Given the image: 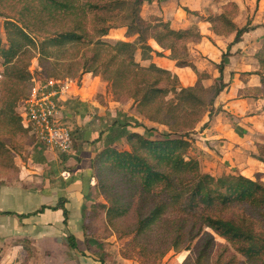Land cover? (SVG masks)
<instances>
[{
	"label": "rangeland",
	"instance_id": "obj_1",
	"mask_svg": "<svg viewBox=\"0 0 264 264\" xmlns=\"http://www.w3.org/2000/svg\"><path fill=\"white\" fill-rule=\"evenodd\" d=\"M106 1L109 0H73L77 5L74 12L67 11L63 15L51 13L52 15L41 16V18H36L38 15L35 12L40 10V6L35 2L30 3L31 13H26V10L22 9L24 2L4 0L0 2L1 44L7 45L6 16H11L15 20L21 18L30 24V35L36 43V46H32L28 53H23L16 59L18 65L16 73H11L13 71L11 66L5 70L6 67L0 61V157H5L6 165L9 167L11 164L10 154L14 155V153L10 151L9 154L8 148L13 146L17 152L19 150L21 152L27 143L33 141L34 147L41 148L42 151L44 148L49 149L39 143L30 130L18 121L21 112L19 103L29 87L26 73L29 70L33 71L34 75L73 78L77 81L76 89L73 90L71 97L60 102L64 122L72 130L73 148L84 146L80 128L86 124L93 125L91 128H105L117 121L121 126L127 123L131 128H138L141 132L142 125L152 128L149 133L153 138L169 132L165 124L149 120L139 113L136 102L132 98L115 100L113 82L110 81L109 75L116 76V84L120 86L122 84L117 83L118 78L123 81L125 80L123 77L128 75L126 78L129 80L127 82L129 90H133L135 84H152L167 88V92L160 96L157 102L161 106L176 107L167 117L173 125L187 128L190 125L194 126V130L188 133L190 147L187 154L198 162L202 172L215 176L242 174L264 182V161L258 159H264V87L261 86L258 90L250 88V93L261 98L253 100L252 97L247 96L250 99L246 100V108L244 103H239L238 108L226 109L224 100L229 96L226 92L218 98L215 97L212 105L209 104L212 94L204 92L199 86L195 94L205 103L200 104V99H190L186 102L180 93L182 88L192 86L198 78L202 79L200 84L203 87L213 84V74H216V66L220 60L219 51L222 50L218 44L224 48L227 42L224 37L214 36L212 23L209 26L208 19L214 20L220 13L233 19L235 26L246 25L250 28L247 33L242 34V39L240 38L247 45H251L255 39L259 42L258 45L248 48V53L244 51L241 54L230 53L225 64L226 74L223 81L230 80L232 77L229 78L228 75L229 67L233 70L238 69L240 65H244L250 71L256 70L259 76L264 74V61L260 62L255 53L256 50L257 52L264 50V0H144L140 7V16L144 20L153 23L155 19H160L168 22L173 29L203 30L199 42L192 41L186 45V60L195 67V70L191 66H182L183 69L177 71L179 67L175 66L174 60L168 55L169 52L162 50L153 39H148V44L155 50L149 60L142 59L141 50L139 48L136 50L134 59L137 63L141 66L154 63L168 70L169 78L166 75L158 77L153 72L126 74L125 66L120 62V58L112 59L114 55L112 45L115 42H133L136 36H129L124 25L125 7L113 9L111 12H102L103 19L98 20L100 13H95L93 8L87 6L88 3L103 4ZM97 20L98 24L95 28L94 24ZM213 22L214 29H217L220 34L227 32V26L223 25V22L220 20ZM18 24L22 25L21 22ZM108 25V31L101 34L102 28ZM209 29L211 33L208 32ZM66 30L82 32L86 34V37L80 41L65 43L62 48L49 44L45 46L44 52L40 50L39 42L45 37H51L55 33ZM201 42L206 45V47L201 46L204 51L198 47V43ZM261 57H264L263 52ZM117 65L122 69L119 73L120 77L113 73ZM231 73L233 75V71ZM113 81L115 82V79ZM243 92H245L243 96L245 98L248 92L246 90ZM237 94L239 95L240 92ZM149 114L159 119L165 117L163 112L156 114L154 108ZM127 129L130 130V128ZM120 132V128L108 132L105 143L108 144ZM115 145L120 149L128 147L124 138L116 140ZM1 147H4V151ZM38 157L36 154L35 158L39 159ZM95 190L91 199L107 205V200L100 194L97 187ZM92 213V216L86 218L88 226L86 235L97 244L89 248L88 252L102 259L106 264H121L122 259H130L138 264H194L195 250L192 249L194 242L190 244L189 249H185L182 244L179 249H170L163 257H160L154 249L158 246L156 240L160 237L163 228L159 230L157 225L147 236L131 241L133 225L130 218L121 217L111 223L106 218L105 208L98 207ZM176 213L173 212L170 216H176ZM215 238L218 241H224L216 235Z\"/></svg>",
	"mask_w": 264,
	"mask_h": 264
},
{
	"label": "trees",
	"instance_id": "obj_2",
	"mask_svg": "<svg viewBox=\"0 0 264 264\" xmlns=\"http://www.w3.org/2000/svg\"><path fill=\"white\" fill-rule=\"evenodd\" d=\"M4 1L24 2L22 9L26 10V13H31L30 3H37L40 10L35 12L38 15L36 18L52 14L63 15L67 11L74 12L77 7L73 0ZM143 1L109 0L103 4L88 3L87 6L93 8L95 13H100L98 20L103 19L102 12H111L120 7L126 8L124 25L128 35H135L136 38L133 42H115L112 45L114 51L112 59L120 58L126 74L153 72L158 77L166 75L169 78L168 70L154 63L141 66L134 59L138 48L141 50L142 59L151 58L155 50L148 44V39H153L162 50L170 51L169 56L176 60L177 66H191L195 70V67L186 60V45L201 38L198 30L173 29L168 22L160 19H155L153 23L144 20L140 16ZM98 20L94 24L95 28ZM208 20L217 34L220 32L214 29V20L223 22L222 24L227 26V31H235L232 43L240 41L242 34L250 30L246 25L236 27L225 14L217 15L214 20L212 18ZM108 28L109 25L105 26L100 33L105 34ZM30 29V24L23 19L15 20L11 16H6L7 45L4 46L0 42V61L6 67L5 70L12 67V74L17 72L16 59L23 53H28L32 46H36L30 35ZM85 37L86 34L75 30L61 31L40 41V50L44 52L45 46L49 44L62 48L65 43L80 41ZM97 43L103 44L100 41ZM262 52L264 54V50ZM262 52L260 50L256 54L260 62L264 61V57H261ZM156 53L160 54V52ZM229 55L228 47L221 54L216 66L219 76L211 86L203 87L198 78L194 86L180 90L182 98L186 102L190 99L199 100V96L195 94L199 86L204 92L212 94L209 99V104L212 105L215 97L227 86L223 81V69ZM120 71L122 69L119 65L113 69V73L118 77ZM26 73L30 86L31 74L30 71ZM126 76L128 77L125 75L123 81L118 78L117 83L122 84L120 86L116 84V76L109 75L110 81L113 82L115 100L132 98L139 113L149 120L165 124L169 132L153 138L149 133L152 128L146 126L141 125L142 133L128 130L127 123L121 126L114 121L109 126L110 132L120 128V134L115 135L110 143L101 148L91 161L93 176L96 179L95 185L108 204L93 202L87 217L92 216V212L100 207L105 208L106 218L111 223L121 217L130 218L133 225L131 241L147 236L158 225L159 230L162 228L163 230L156 240L158 246L154 250L160 257L170 249H179L182 244L185 249H189L190 244L194 242L192 248L195 250L194 264H264V182L242 174L215 176L202 172L198 162L187 154L190 147L188 133L194 130V126L190 125L187 128L173 125L167 117L176 107L161 106L157 102L158 98L167 92V88L152 84H135L133 90H129L127 83L129 80ZM260 82L264 87V74L260 75ZM202 103L205 102L200 99V104ZM152 108L156 114L163 112L166 118L159 119L152 114L151 116L149 113ZM18 121L20 123L19 117ZM120 138L125 139L127 148L120 149L113 145L112 142ZM258 159L264 161L263 158ZM64 199L61 197L55 206L49 208H61L66 223L67 209L64 207ZM45 207L42 206L35 212H40ZM173 212H177L176 216H170ZM215 235L224 241L216 240ZM67 242L69 247L77 248L76 238L73 235L67 237ZM100 263L105 264L102 259Z\"/></svg>",
	"mask_w": 264,
	"mask_h": 264
},
{
	"label": "crops",
	"instance_id": "obj_3",
	"mask_svg": "<svg viewBox=\"0 0 264 264\" xmlns=\"http://www.w3.org/2000/svg\"><path fill=\"white\" fill-rule=\"evenodd\" d=\"M231 21L234 23L233 19ZM208 25L211 26V23ZM197 30L202 38L203 30L199 28ZM209 30L208 32L211 33ZM214 36L224 37L227 42L224 48L216 42L222 49L219 51L220 58L228 47L229 52L234 55L243 51L248 53V48L259 44L255 39L251 45H247L241 40L242 37L240 41L232 43L234 31H227L225 34L214 32ZM201 46L206 47L203 42L198 43L199 49ZM166 51L170 54L169 50ZM244 58L246 60V57ZM173 60L175 66L179 67L176 65V60ZM183 67H179L177 71L182 70ZM225 67L226 65L223 69V80L226 74ZM228 69L229 78L232 77L224 81L227 83L225 90L223 89L216 96L218 98L225 92L226 95L229 94L224 100L226 109L238 108L239 103H244L246 108V100L250 99L248 97H252L253 100L261 98L250 93V88L258 90L261 87L260 76L255 72L256 70L250 71L244 65H240L238 69L232 70L231 67ZM216 71V74H213V82L219 76L218 69ZM245 90L248 94L243 98ZM240 113L242 114V111ZM110 125L105 128H91L93 125L86 124L80 128L84 146L79 148L75 146L71 154H62L45 148L42 151L41 148L34 147L33 141L27 143L21 152L20 150L17 152L14 146L11 148L5 146L9 151L5 150L9 154L13 151L14 155L10 154L9 167L6 165L5 157H0V264H101L100 258L88 252V249L95 247L97 242L86 235L88 227L86 218L90 205L95 202L91 198L96 191L91 161L106 145L105 138L111 131ZM127 128L142 133L138 128H131L129 125ZM112 143L116 146V141ZM1 148L4 151V147ZM36 154L39 159L35 158ZM61 197L65 198L66 223L61 208H49L55 206ZM42 206L46 207L40 212H35ZM6 211L11 213L5 214ZM69 235L76 238L77 248L69 247L67 242ZM121 264L138 263L130 259H122Z\"/></svg>",
	"mask_w": 264,
	"mask_h": 264
},
{
	"label": "built area",
	"instance_id": "obj_4",
	"mask_svg": "<svg viewBox=\"0 0 264 264\" xmlns=\"http://www.w3.org/2000/svg\"><path fill=\"white\" fill-rule=\"evenodd\" d=\"M30 86L20 100V123L27 127L34 138L50 150L66 154L72 151V130L65 124L61 101L76 89L73 78L34 75L29 70Z\"/></svg>",
	"mask_w": 264,
	"mask_h": 264
}]
</instances>
